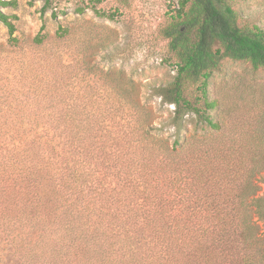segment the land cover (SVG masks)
Returning a JSON list of instances; mask_svg holds the SVG:
<instances>
[{"label": "trees", "instance_id": "1", "mask_svg": "<svg viewBox=\"0 0 264 264\" xmlns=\"http://www.w3.org/2000/svg\"><path fill=\"white\" fill-rule=\"evenodd\" d=\"M234 2L178 0L171 10L162 34L175 74L152 88L172 105L171 141L127 89L107 93L127 98L118 102L76 90L79 73L64 60L56 93L34 90L25 148L12 149L0 173V259L9 244L25 264H264V196L253 180L260 166L237 158L208 89L224 59L264 68V28L242 23ZM8 7L17 0H0L13 41ZM70 33L59 26L55 35Z\"/></svg>", "mask_w": 264, "mask_h": 264}, {"label": "rangeland", "instance_id": "2", "mask_svg": "<svg viewBox=\"0 0 264 264\" xmlns=\"http://www.w3.org/2000/svg\"><path fill=\"white\" fill-rule=\"evenodd\" d=\"M177 2L49 0V7L42 12L44 0H17L16 8H6L16 18L13 41L0 23V173L12 159V149L25 148V109L37 104L34 90L57 88L66 70L63 60L73 66L74 70L68 71L79 73L73 83L76 90L90 88L93 98L102 96L105 101L112 89H127L128 99L144 107L151 124L161 127L158 132L171 141L172 128L166 119L172 105L162 102L152 88L172 80L175 74L176 59L167 48L162 30ZM234 7L242 23L264 28V0H235ZM78 8L84 11L80 13ZM94 9L112 12L115 17H99ZM52 10L56 18L51 16ZM59 26L70 27V35L57 38ZM38 34H47L42 44L34 40ZM80 60L87 61L83 73ZM208 89L209 95L219 101L217 118L223 123L224 133L233 136L237 158L245 160L247 167L260 166L253 180L258 185L256 195L264 196V159L258 160V154L264 155V68L224 59L210 78ZM120 100L127 98L115 96L107 101ZM241 153L246 156L241 158ZM261 238L264 243V232ZM0 264L25 263L15 256L11 245L5 244Z\"/></svg>", "mask_w": 264, "mask_h": 264}]
</instances>
